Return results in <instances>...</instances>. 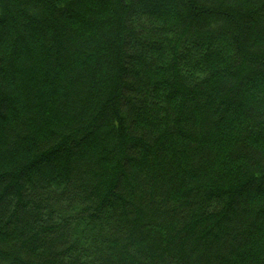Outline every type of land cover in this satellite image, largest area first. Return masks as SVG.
<instances>
[{
    "label": "trees",
    "instance_id": "1",
    "mask_svg": "<svg viewBox=\"0 0 264 264\" xmlns=\"http://www.w3.org/2000/svg\"><path fill=\"white\" fill-rule=\"evenodd\" d=\"M0 264H264V0H0Z\"/></svg>",
    "mask_w": 264,
    "mask_h": 264
}]
</instances>
